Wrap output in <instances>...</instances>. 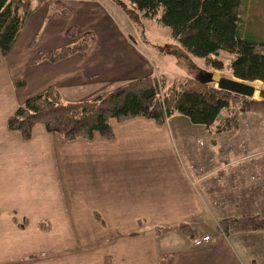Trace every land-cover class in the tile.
<instances>
[{"label": "crops", "instance_id": "0c3cea01", "mask_svg": "<svg viewBox=\"0 0 264 264\" xmlns=\"http://www.w3.org/2000/svg\"><path fill=\"white\" fill-rule=\"evenodd\" d=\"M255 1L244 0V8ZM89 2L77 4L87 11L81 33L97 27L111 35L112 16L99 6L100 13L90 11ZM43 4L11 51L0 52V264H264V231H217L222 218L264 210V148L249 151L228 138L231 131L219 132L211 145L216 158L205 156L212 168L198 176L187 168V142L179 148L170 126L177 117L190 125L182 116L163 125L111 120V139L65 141L41 124L24 139L7 128L26 99L50 87L65 102H84L144 75L137 48L120 32L116 40L93 37L85 54L42 59L71 44L67 33L77 27L70 10L65 16ZM245 116L240 126H257L251 138L264 145V120ZM183 223L210 241L191 246L178 229Z\"/></svg>", "mask_w": 264, "mask_h": 264}, {"label": "trees", "instance_id": "16d2710c", "mask_svg": "<svg viewBox=\"0 0 264 264\" xmlns=\"http://www.w3.org/2000/svg\"><path fill=\"white\" fill-rule=\"evenodd\" d=\"M141 12L144 18H156L171 30L185 52L204 60L206 66L222 70L221 53L230 57L229 70L237 80L261 82L264 86V40L247 36L241 17L244 0H125ZM49 2L51 12L67 15L63 5L59 10ZM54 4V5H56ZM55 9V10H54ZM30 0H0V52L6 56L21 34L25 20L32 13ZM67 36L74 41L49 51L42 59L60 61L72 54H85L93 40L91 33L76 38L75 28ZM163 80V79H162ZM225 108H232V117L223 126L217 119ZM256 114L264 120V89L259 99L237 98L216 90L199 80L187 77L176 85H168L152 76H144L97 95L84 102H65L59 92L48 88L20 105L7 121V128L28 139L34 126L45 129L65 141L91 139L95 134L112 138L110 121L124 122L133 118L151 119L158 125L174 116H182L195 126L211 128L219 133L239 129L240 118ZM187 238H194L188 224L178 225ZM217 231L229 235L264 231V210L239 217H225L217 222ZM136 235V233L132 234ZM105 264H111L110 258Z\"/></svg>", "mask_w": 264, "mask_h": 264}, {"label": "rangeland", "instance_id": "374dc122", "mask_svg": "<svg viewBox=\"0 0 264 264\" xmlns=\"http://www.w3.org/2000/svg\"><path fill=\"white\" fill-rule=\"evenodd\" d=\"M30 1L33 8L32 13L42 14V12H44L45 9V4L43 3H49L51 0H30ZM62 1L66 4H62L61 3ZM83 1H87V0H54V2H60V3L59 4L54 3L56 5L53 4V7H55L56 9L62 10L64 6L66 9L70 10L71 20L73 21L72 24L77 25V27L75 28V32H77L76 38L78 39L81 36L80 35L81 27L79 26L80 24L78 20L80 16H83V12H87V11H85L86 9L82 10L81 8H78L77 4ZM88 1H90L89 2L90 4L95 5L90 11L95 13H100V11L97 9V6H99L101 12L102 10H106V13L112 16L113 23L111 24V27L113 29L111 31L112 32L111 35H109L108 33L107 35H105L106 32H102L101 29L97 27L95 28L92 27L90 28L91 30H86L83 33L86 32L91 33L93 37L96 36L97 38H103L105 36H108V38H113L116 40V38H118V35L114 32H118V33L120 32L121 35L124 38L130 40V42L138 50L137 65H138L139 74H144L142 77L152 76L159 81H164L168 85H176V86L187 77H196L199 76L200 74L205 75L208 73L213 74L214 78L226 77V78L235 79L234 77H232L228 67L230 57L227 54L221 53V55L219 56V59L223 61L224 68L222 70L212 69L211 67L205 65L203 59L185 52L184 49L179 44V42L171 37V30L169 27L162 25L160 22L156 20V18H149V19L144 18L141 12L132 8L127 1L125 0H88ZM255 2L256 4L255 5L253 4L254 7L252 6L250 7L246 6L245 8L244 6L242 7L241 17L244 21V29L247 32V36L251 39L263 41L264 40V0H258ZM83 24L84 23H82V25ZM87 25L89 24H86L85 26ZM246 83L255 87L256 93L254 95L253 100H258L259 89L260 88L264 89L263 84L261 82H246ZM211 87H213V84ZM246 117H247L246 121L249 120L254 123L257 122L259 118L261 119L260 115H256L252 113L246 114L245 118ZM252 117H259V118L255 120H251ZM189 124L192 125L191 123ZM190 125L184 123V121L179 119V117H177L175 120H172L170 122V126L175 141L179 146V148H182L183 142H187L186 147H189L190 163L197 166V168H199V166L202 165L203 170L208 171V168L211 166L209 165V163L207 164L205 163L207 161L206 160L207 157L205 156L210 155L213 156V158H216L215 155L216 153H214L216 147H213L211 145H212V140H214V138H216L217 136V132L213 130H207L206 128L194 129ZM247 125L248 124L241 122L240 130L234 132L232 130L230 136L229 137L225 136V138L228 137L230 139L233 137L232 139H237L239 141V146L249 151L256 152L258 150L263 149L264 145L261 142H256L251 138L252 137L251 131L257 132L258 127L253 125L250 126L249 129L243 127ZM262 126L264 127V125ZM228 138H226V140L224 139H220V140L227 141ZM211 150H213V152ZM212 164L215 165L216 161ZM250 182L252 183L253 181ZM204 201L206 202L205 199ZM206 204L204 206V212H205L204 218L209 217L208 206L211 207L210 205L207 206Z\"/></svg>", "mask_w": 264, "mask_h": 264}, {"label": "water", "instance_id": "95a60500", "mask_svg": "<svg viewBox=\"0 0 264 264\" xmlns=\"http://www.w3.org/2000/svg\"><path fill=\"white\" fill-rule=\"evenodd\" d=\"M199 80L204 84H210L219 91L230 93L235 95L237 98H248L254 99L255 87L247 84L245 81L231 79L226 77H217L214 78L213 74L208 73L205 75L200 74Z\"/></svg>", "mask_w": 264, "mask_h": 264}, {"label": "built area", "instance_id": "2783aa9c", "mask_svg": "<svg viewBox=\"0 0 264 264\" xmlns=\"http://www.w3.org/2000/svg\"><path fill=\"white\" fill-rule=\"evenodd\" d=\"M233 115L232 113V108H225L223 110V113L221 116H219V118L217 119V125L218 126H223L224 123L226 122L225 119L226 118H231ZM188 170L197 174L198 176L202 173L203 169L202 168H197V166L190 164L188 166ZM210 241V237L209 236H204V237H194V238H189L188 242L191 246H200L204 243H208Z\"/></svg>", "mask_w": 264, "mask_h": 264}]
</instances>
